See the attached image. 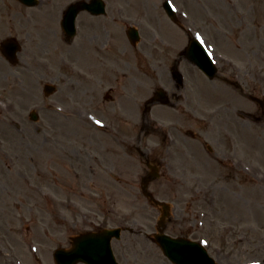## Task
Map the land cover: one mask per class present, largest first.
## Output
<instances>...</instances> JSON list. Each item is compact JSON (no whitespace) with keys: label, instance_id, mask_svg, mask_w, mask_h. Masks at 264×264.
<instances>
[{"label":"rangeland","instance_id":"rangeland-1","mask_svg":"<svg viewBox=\"0 0 264 264\" xmlns=\"http://www.w3.org/2000/svg\"><path fill=\"white\" fill-rule=\"evenodd\" d=\"M73 1L40 0L38 6L25 7L19 0H0V41L16 36L24 46L18 65H11L0 53V241L9 247L16 246L18 257L13 261L9 255H0V264H54L53 252L64 243L63 232L67 222L86 219L84 214L93 218L98 212L102 218L111 217L118 221L132 217L136 230L141 227L149 230L148 226H156L155 222L160 217V210L141 192L140 173L145 168L144 163L126 153L129 146L98 134L79 115L71 112L75 105L80 104L76 101L81 82L80 69H93L97 63L95 53L89 52L87 56L85 52L72 50L64 40L61 15ZM106 1L107 15H153L150 17L155 22L162 23L165 43L177 45L176 53H170L166 48L165 56L159 54L168 65L163 73L165 79L172 61L178 57L177 52L182 49L181 43L185 46L187 40L183 33L176 32L178 30L166 16L163 0ZM172 1L179 15H189L196 20L203 41L211 43L217 51L231 53L232 42L240 34V48H244L245 56L248 55L246 61L259 63L257 50H261L264 56V0ZM79 15L81 20L82 15L89 14L82 12ZM159 15H164L165 19ZM220 28L230 31V38L225 39ZM115 32L121 35L123 43L119 39L116 45L120 50L113 54L102 52L103 61H113L120 68L131 64L136 75L152 80L154 86L155 71L142 70L141 62L158 59L152 56L145 58L137 49L147 42L133 47L124 31ZM125 39L129 46L127 49ZM84 59L91 61L88 67L82 66ZM262 65L264 68V62ZM197 72L199 77L204 76L199 70ZM224 79L223 73H219L215 80L219 84L217 86L209 85L205 80L197 81V93L200 84L199 98L213 108L227 98L242 102L241 113L245 115L243 123L246 124L245 135L241 134L245 159L247 165L260 166L264 172V109L253 99V94L264 97V88L259 95L258 83L246 80V92L242 97L244 100H241L229 88L234 89L232 84H235L241 92L239 84L234 78L221 83ZM195 82L196 78L194 85ZM45 83L56 85L57 92L45 96L42 91ZM68 106L71 110L66 116L62 112ZM32 110L39 114L37 121L30 117ZM156 112L166 114L161 109ZM106 114L108 116V112ZM110 118L117 124H123V128H130L125 116L118 119L112 113ZM21 129H24L23 134ZM162 145H166L163 140ZM107 165L110 167L108 170L105 168ZM109 172L116 173L115 178H111ZM234 172L224 170L226 177L231 179L227 184L234 187L239 182L244 185L243 192H239L240 195L216 193L213 211L215 218L221 216L224 219V213L220 212L224 210V204L240 203V208L231 207L225 212L228 221L240 225L236 231L245 229L251 244L248 250L246 245L237 242L242 249L231 251V255L225 257L226 260L234 258L240 262L252 257L244 256L245 252H264L258 248L264 238L252 237L259 235L257 229L261 223L264 224V183H258L260 179L254 176L235 177ZM188 184L190 182L184 183ZM186 187L180 186L179 179H171L169 173L150 184V191L157 198L171 203L166 231L172 235L191 229L187 224L195 214V197L182 194L184 191L181 190ZM250 226L256 227L252 235ZM132 234L139 248L137 264H173L157 245L142 235Z\"/></svg>","mask_w":264,"mask_h":264},{"label":"flooded vegetation","instance_id":"flooded-vegetation-1","mask_svg":"<svg viewBox=\"0 0 264 264\" xmlns=\"http://www.w3.org/2000/svg\"><path fill=\"white\" fill-rule=\"evenodd\" d=\"M150 16L153 15H143V23L138 22L143 26L145 43L147 42L146 45L139 48V51L145 58L152 56L158 59H147L141 62L142 70L151 69L160 75L157 82H155L154 78V86H152V80L136 75L133 65H124L120 68L113 61H108L107 63L102 59L104 48L113 43L115 35H113L112 27L120 26L118 24L120 21H132L134 15H82L83 18L81 17L79 25V42L74 43V46H78L81 51H95V61L97 63L94 69L85 71L80 82L79 93L76 99L80 103L79 111L82 107L86 112H93L101 117L103 121L107 122L105 123L106 126H101L103 129L97 130L100 135H106L110 139L120 141L123 139L120 136V132L126 130L127 133L123 134V136H125L124 140L128 142L130 147L126 153L136 158L137 161L145 162L148 165L149 168L147 167L145 171L146 178L148 179L153 178L158 172L160 177L162 174L166 175L167 170L169 173L173 172L176 176L184 178L188 174V167L185 164L187 162L196 164L199 162L200 168L205 169L206 173L202 177L198 175L197 170L192 169L190 171L192 175L191 179L193 180V187L190 191L192 194L207 196L214 193L213 184L210 180L214 178L224 179V169L221 165L229 171V168L225 165L232 161L240 165L244 160V153L237 150L234 145L229 146L227 133L225 129L221 128V125L214 127L204 123L198 127L197 133L190 129L199 120V110L195 105L193 95L189 97L182 95L181 90L186 85L184 79L180 82L172 74L174 73L173 70L178 68L180 62L178 59L172 61L174 65L171 67L169 73L171 75H166L164 79L168 87V90L165 89L168 96L162 99V96L158 94L160 89H162V71L164 73L165 66L168 65L165 63V58L161 60V55H159L162 53L163 57L166 54V46L161 43L162 23L158 24ZM159 16L162 18L161 15ZM122 27L126 30L124 25ZM187 33L190 35L189 31ZM67 42L72 43V41ZM117 42L114 45L115 50L118 51L120 49L116 45ZM176 46V44H173L169 47L170 53H176ZM136 69L140 71L138 66H136ZM185 70L190 75L194 72L193 67L189 65L185 66ZM188 84L189 91H192L194 86L192 75ZM162 101L164 102V108L169 110V113L174 116L175 120V125L170 126L167 134L165 131L162 133V128L155 129V126L150 125V123L155 125L157 120L161 124L162 119L166 120L167 115L162 118V112L158 113V115L156 114L157 119H151V113L155 111L156 106H160L162 110ZM106 112H108V116ZM112 113L115 117L119 114H127L130 128L125 129L120 127L119 124H114L110 118ZM200 115L208 116L204 110H201ZM211 119L209 117V120ZM188 125L190 127L183 129V126ZM167 136L175 141V150L162 145V138L167 143ZM105 168L107 170L110 169L108 165ZM107 170L105 171L108 172ZM114 174L116 173L109 172L108 175L114 178ZM228 190L234 193V190L230 188ZM198 207L200 205L197 203L196 208L198 209ZM197 209L196 211H198ZM80 222V220L75 219L68 221L65 227V231L68 234L66 237L68 240L65 243L66 249L73 247L72 234H77L83 230ZM114 222L117 221L109 219L83 221L84 229L90 227V229L95 231L110 225L113 226ZM190 223L193 228L191 233L195 239L207 235L210 241L209 248L212 249L211 252L216 256L217 260H220L223 264L237 263L236 260H233L234 258L226 260L225 257L230 256L231 251H236L238 248L242 249L241 245H245V243L241 245L237 244V241L234 240L235 237L231 236L232 234L235 235L234 231L228 233L227 230H215L216 227H227L228 225L230 226V223L234 224L235 222L215 219L199 220L195 218ZM199 223L205 224V228L207 227L206 231L201 229L202 225H199ZM218 239H222V245H218V242H220L217 241ZM242 240V238L239 239V242ZM0 243V250L8 247L4 241H0ZM111 246L115 256L123 264L133 263L135 248L128 237L113 239ZM244 256L252 257L240 261L239 264H249L250 262L253 264H264V252H245Z\"/></svg>","mask_w":264,"mask_h":264},{"label":"water","instance_id":"water-1","mask_svg":"<svg viewBox=\"0 0 264 264\" xmlns=\"http://www.w3.org/2000/svg\"><path fill=\"white\" fill-rule=\"evenodd\" d=\"M25 2V4H35L34 0H22ZM72 9L75 11L73 12L72 15H76L80 10L85 9V8H90L89 4L84 2V1H79L76 4H73ZM2 50L4 52L5 55H7V57L9 59H11V61L16 62V52L19 51V49L21 48L20 44L18 43V41L15 38L9 37L7 39H5L2 44H1ZM205 69H207L204 66ZM209 72V71H207ZM47 92L48 90L52 89V86L47 85ZM37 116L34 113L33 114V119H36ZM167 206L165 205V208ZM118 232V231H116ZM159 242L162 244V248L164 250V253L172 256L170 253H172L173 247L175 248V246L177 245L176 242H178L177 240L174 241V239L170 238L169 236L166 235H162V237L160 238ZM56 257L58 256L57 252H56ZM180 262V261H179Z\"/></svg>","mask_w":264,"mask_h":264},{"label":"snow or ice","instance_id":"snow-or-ice-1","mask_svg":"<svg viewBox=\"0 0 264 264\" xmlns=\"http://www.w3.org/2000/svg\"><path fill=\"white\" fill-rule=\"evenodd\" d=\"M198 38H199V37H198ZM201 42L203 43V41H201ZM96 123H97V124H99V123H100V121H99V120H97V121H96Z\"/></svg>","mask_w":264,"mask_h":264}]
</instances>
